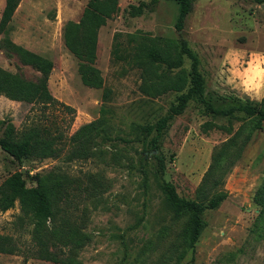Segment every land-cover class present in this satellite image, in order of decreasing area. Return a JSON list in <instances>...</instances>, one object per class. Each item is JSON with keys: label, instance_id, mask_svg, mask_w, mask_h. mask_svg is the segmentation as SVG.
Returning a JSON list of instances; mask_svg holds the SVG:
<instances>
[{"label": "rangeland", "instance_id": "rangeland-1", "mask_svg": "<svg viewBox=\"0 0 264 264\" xmlns=\"http://www.w3.org/2000/svg\"><path fill=\"white\" fill-rule=\"evenodd\" d=\"M5 1L0 0V20ZM89 1L22 0L10 23L15 44L53 62L48 87L58 103L44 109L0 96V120L11 121L18 131L42 125L55 136L62 133L60 146H66L57 158L29 157L21 162L0 148V185L16 172L24 175L28 187L37 185V175L50 173L65 175L73 187H85L89 179L100 182L101 178L102 203L97 209L93 201L99 198L83 200L88 193L72 192L75 218L83 221L82 232L91 237L78 251L77 262L176 264L172 244L185 220L174 218L159 184L172 183L181 198L200 201L197 192L207 179L202 196L210 198L223 191L227 199L216 210L204 213L206 227L195 250L179 264H264V215L255 199L264 193V121L236 111L241 119L229 122L227 117L205 115L202 104L191 100L169 122L159 149L148 150L155 133L147 135L135 126H154L169 114L179 94L155 99L144 95L139 89L140 71L112 57L116 34H121L119 41L124 46L127 35L138 32L182 38L199 58L207 99L224 110L248 102L260 106L264 100V4L198 0L178 32L176 2L119 0V13L98 33L95 67L101 72L104 88L111 91V100L106 101L104 89L83 85L79 62L63 39L67 22H79ZM143 3V14L133 17L131 7ZM185 67L190 69L191 61L186 60ZM0 68L29 80L40 76L1 49ZM104 107L110 110L106 115L112 127L110 137L97 139L99 146L93 149L97 156L69 161V138L103 118ZM207 122L232 131L205 130ZM215 157L219 168L209 176ZM20 212L18 203L14 209L0 212V234L11 235L22 249L19 255L0 253V264H54L31 257L32 226L18 220Z\"/></svg>", "mask_w": 264, "mask_h": 264}, {"label": "trees", "instance_id": "trees-1", "mask_svg": "<svg viewBox=\"0 0 264 264\" xmlns=\"http://www.w3.org/2000/svg\"><path fill=\"white\" fill-rule=\"evenodd\" d=\"M22 0H6L0 20V49L9 57H17L25 66L32 67L40 76L29 80L19 74L7 72L0 68V96L10 101L40 105L47 109L57 104L52 96L48 82L54 68L49 59L35 54L15 44L10 38L9 26ZM154 2L158 0H153ZM178 4L179 14L175 23L176 31L184 29L188 15L193 11L198 0H165ZM264 4V0H253ZM145 4L132 6L130 14L138 17L143 14ZM120 11L119 0H90L79 22L69 21L64 27L63 39L66 48L79 62V75L84 86L91 89H104V99L111 100V91L104 88L101 72L95 67L99 30ZM114 36L112 57L117 62H125L141 73V93L155 99L169 93L179 94L178 102L170 107L169 114L161 118L154 126H135L147 135H155L148 142L146 149L158 150L159 142L168 124L176 116L181 115L189 101L202 104L204 114L215 117H227L229 122L241 119L236 111L247 117L264 121V100L260 104L240 103L236 107L224 110L205 97V83L199 71V58L184 39L166 37H151L142 32L127 35L126 46ZM191 61V68L185 67V61ZM262 106V107H261ZM65 109L71 111L70 107ZM103 118L87 124L76 131L68 140L70 146L68 160L90 159L98 154L93 152L99 144L101 136L109 138L112 127L106 115L110 112L104 107ZM205 130L219 129L230 133L231 127L207 122ZM0 148L15 161L32 157L39 159L57 158L63 151L60 146L63 134L55 136L42 125H30L18 131L11 121L0 120ZM100 154H103L100 152ZM210 167L209 176L217 173L218 158ZM161 167L162 164H161ZM208 176V177H209ZM35 187H28L27 180L21 172L9 176L0 185V212L6 213L14 209L18 203L20 215L18 220L32 226L31 237L33 250L31 257L53 262L54 264H79L77 253L89 241L90 236L82 232L83 221L76 220L72 192H86L83 200L97 197L95 208L101 205L102 179H89L85 187H73L71 181L64 175L50 173L46 177L37 175ZM204 180L198 189L200 201L181 198L172 183L159 184L164 202L176 220H185V224L177 240L172 244V256L176 264L186 258L189 252H194L205 227L204 213L216 210L227 199L226 192L214 193L210 198L203 197ZM99 189V190H98ZM99 191V192H98ZM85 198V199H84ZM257 203L262 206L264 215V193L256 196ZM82 200V201H83ZM87 209V208H85ZM84 209V210H85ZM55 249V250H54ZM21 247L11 235L0 234V253L19 255ZM27 260V256H25ZM172 260V258H171Z\"/></svg>", "mask_w": 264, "mask_h": 264}, {"label": "crops", "instance_id": "crops-1", "mask_svg": "<svg viewBox=\"0 0 264 264\" xmlns=\"http://www.w3.org/2000/svg\"><path fill=\"white\" fill-rule=\"evenodd\" d=\"M5 4H6V1H5ZM20 4H21V3H20ZM19 6H20V5H19ZM4 8H5V7H4ZM18 8H19V7H18ZM17 11H18V9L16 10V12H17ZM16 12H15V13H16ZM14 16H15V14H14ZM14 16H13V18H14Z\"/></svg>", "mask_w": 264, "mask_h": 264}]
</instances>
